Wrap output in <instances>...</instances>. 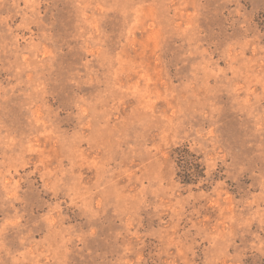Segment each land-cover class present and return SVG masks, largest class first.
Listing matches in <instances>:
<instances>
[{
	"label": "rangeland",
	"instance_id": "obj_1",
	"mask_svg": "<svg viewBox=\"0 0 264 264\" xmlns=\"http://www.w3.org/2000/svg\"><path fill=\"white\" fill-rule=\"evenodd\" d=\"M0 264H264V0H0Z\"/></svg>",
	"mask_w": 264,
	"mask_h": 264
},
{
	"label": "trees",
	"instance_id": "obj_2",
	"mask_svg": "<svg viewBox=\"0 0 264 264\" xmlns=\"http://www.w3.org/2000/svg\"><path fill=\"white\" fill-rule=\"evenodd\" d=\"M176 162L178 166L177 175L181 182L184 184L198 183L203 180L205 187L208 186L206 183L207 173L206 166L196 152L192 151L188 146H178L174 149Z\"/></svg>",
	"mask_w": 264,
	"mask_h": 264
}]
</instances>
